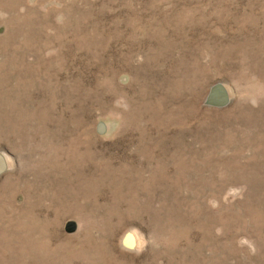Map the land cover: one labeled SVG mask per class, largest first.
<instances>
[{"label": "rangeland", "instance_id": "obj_1", "mask_svg": "<svg viewBox=\"0 0 264 264\" xmlns=\"http://www.w3.org/2000/svg\"><path fill=\"white\" fill-rule=\"evenodd\" d=\"M0 153V264H264V0H0Z\"/></svg>", "mask_w": 264, "mask_h": 264}, {"label": "water", "instance_id": "obj_2", "mask_svg": "<svg viewBox=\"0 0 264 264\" xmlns=\"http://www.w3.org/2000/svg\"><path fill=\"white\" fill-rule=\"evenodd\" d=\"M230 101V95L228 92V89L221 81H216L211 84L206 97H205V103L209 106H215V107H221L225 106ZM97 131L102 132L104 130V122L98 121L97 123ZM6 159L2 153H0V173L5 171L6 169ZM74 228V222L68 221L66 225L67 230H72ZM126 245L131 246L132 242L126 243Z\"/></svg>", "mask_w": 264, "mask_h": 264}, {"label": "clouds", "instance_id": "obj_3", "mask_svg": "<svg viewBox=\"0 0 264 264\" xmlns=\"http://www.w3.org/2000/svg\"><path fill=\"white\" fill-rule=\"evenodd\" d=\"M137 246L140 247V241H139V239L137 241Z\"/></svg>", "mask_w": 264, "mask_h": 264}]
</instances>
